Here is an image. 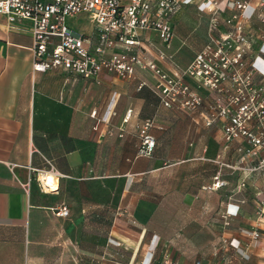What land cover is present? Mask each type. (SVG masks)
<instances>
[{
    "label": "crops",
    "instance_id": "1",
    "mask_svg": "<svg viewBox=\"0 0 264 264\" xmlns=\"http://www.w3.org/2000/svg\"><path fill=\"white\" fill-rule=\"evenodd\" d=\"M205 1L178 0L171 17L174 36L168 43L152 30L139 32L140 49L164 72L178 74L208 42L211 15L199 7ZM211 1L222 18L235 11L232 0ZM249 1L248 27L256 34L264 32L253 8L256 0ZM121 2L126 5L130 0ZM77 15L84 23L91 22L86 14ZM75 16L67 24L95 37L92 22L91 30L71 26ZM228 28L221 23L218 33ZM32 44L29 21L9 23L0 15V264H113L114 181L126 192L130 180L142 179L168 161L184 170L183 176L177 170L174 175L177 181L183 177L184 183L172 186V218L179 220L174 226L192 219L194 195L203 197L199 225L215 224L209 219L205 194H221L215 219L223 228L220 212L227 209L232 214L222 232L231 252L243 264H264V218L257 227L259 239L250 235L254 197L259 192L258 198L264 196V182L220 166L235 154L232 151L227 159L221 123H204L212 98L208 89L184 78L201 94L203 106L194 113L167 108L155 90L158 79L150 72L137 70L134 78L102 72L88 79L63 69L34 72ZM146 122L151 123L146 132L154 147L142 155ZM194 160L213 169L198 187L192 185ZM218 172L228 186L208 192L204 186ZM45 174L53 177V188L44 184ZM242 180L245 188L237 196L246 201L226 206L227 195ZM62 206L68 213L59 216L56 212ZM135 227L123 231L122 238L130 247L141 243L137 264H150L161 238Z\"/></svg>",
    "mask_w": 264,
    "mask_h": 264
},
{
    "label": "built area",
    "instance_id": "2",
    "mask_svg": "<svg viewBox=\"0 0 264 264\" xmlns=\"http://www.w3.org/2000/svg\"><path fill=\"white\" fill-rule=\"evenodd\" d=\"M235 11L221 17L215 1L200 3L210 13L209 40L188 65L178 74L170 75L159 68L140 49L139 32L152 30L162 43L174 36L171 17L179 7L178 0H0V15L9 23L27 20L31 24L33 44L32 70L46 72L63 69L81 78H98L102 72L121 78H134L137 70L150 72L158 79L155 90L161 104L167 108L194 113L203 106V97L184 78L211 92V101L204 123L220 122L226 142L236 144L235 158L220 162V166L241 173L244 178L255 176L264 182V32L256 34L248 27L245 10L249 0H232ZM257 20L264 26V0L253 5ZM84 13L93 23L95 37L78 33L67 19ZM223 23L229 28L218 33ZM258 76L257 78L255 76ZM144 124L139 153L150 154L154 139ZM243 178V179H244ZM228 186L218 172L204 186L208 192ZM245 188L242 180L227 195V205L243 204L238 194ZM256 193L255 220L251 238L259 239L258 224L264 218V196ZM68 213L66 206L56 214ZM231 213L220 212L222 224L228 226ZM224 240V250L230 252L227 264H243Z\"/></svg>",
    "mask_w": 264,
    "mask_h": 264
},
{
    "label": "rangeland",
    "instance_id": "3",
    "mask_svg": "<svg viewBox=\"0 0 264 264\" xmlns=\"http://www.w3.org/2000/svg\"><path fill=\"white\" fill-rule=\"evenodd\" d=\"M77 16L71 20V26L77 31L82 27L91 30L92 23L89 21L84 23V18ZM236 147L234 144L226 148V152H229L226 154L228 160L232 151L236 153ZM191 163L192 185L198 187L200 183L207 181L213 169L209 163H201L200 160ZM182 166L176 169L172 161L162 163L158 169L148 173L144 178L130 180V187L126 192H121L119 185L114 181L112 203L114 245L111 256L113 264H137L141 243L136 247H130L122 238L123 231L128 229L135 231L138 229L136 225L140 226L145 234L156 233L161 238L150 264H227L230 252L224 250V240L227 239L229 242V239L222 235L223 231L226 232L227 226L222 225L223 228H220L215 219L218 213L215 207L217 201L222 198L221 194H205L207 213L210 221L215 224L199 225L201 223L197 221L200 217L198 204L203 197L194 195L191 206L192 219L185 221L184 218L180 221V226H174L179 220H175L174 215L172 218V186L179 182L184 183L183 177L179 181L174 179L176 170L184 175Z\"/></svg>",
    "mask_w": 264,
    "mask_h": 264
},
{
    "label": "bare ground",
    "instance_id": "4",
    "mask_svg": "<svg viewBox=\"0 0 264 264\" xmlns=\"http://www.w3.org/2000/svg\"><path fill=\"white\" fill-rule=\"evenodd\" d=\"M44 184L46 186H49V188H53L54 185V179L50 174H45L43 177Z\"/></svg>",
    "mask_w": 264,
    "mask_h": 264
}]
</instances>
